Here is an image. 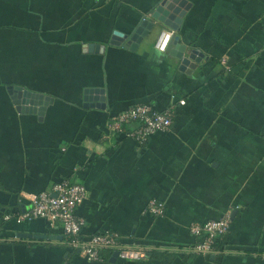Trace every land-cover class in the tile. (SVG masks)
Masks as SVG:
<instances>
[{"label": "crops", "instance_id": "obj_1", "mask_svg": "<svg viewBox=\"0 0 264 264\" xmlns=\"http://www.w3.org/2000/svg\"><path fill=\"white\" fill-rule=\"evenodd\" d=\"M159 1L0 0V264H264V0H187L172 29L185 70L171 40L154 45L169 28L151 17ZM12 86L49 99L15 101ZM136 103L171 108L168 128L141 143L110 132ZM61 180L86 188L82 237L116 231L153 251L89 259L58 223L22 216ZM226 214L213 251L191 250L190 222Z\"/></svg>", "mask_w": 264, "mask_h": 264}, {"label": "built area", "instance_id": "obj_2", "mask_svg": "<svg viewBox=\"0 0 264 264\" xmlns=\"http://www.w3.org/2000/svg\"><path fill=\"white\" fill-rule=\"evenodd\" d=\"M172 35V29H161L155 40V47L162 51L166 50ZM171 115V108L158 111L145 103H136L117 112L107 125L110 132L125 131L124 133L133 136L141 143L150 134L168 128L171 123ZM130 122H135L136 125L125 130L124 125ZM85 195L86 188L82 183L67 180L57 181L52 184L50 189L34 194L29 210L22 213V216L42 217L50 223H58L70 246L84 252L89 259H102V251L105 249L116 251L117 256L123 259L145 258L148 254L146 247L122 242L120 234L116 231L96 232L86 238L80 235L84 218L75 213V207ZM146 209L152 214H162L164 206L161 201L150 198ZM229 224L228 214L217 219L190 222V232L199 237L190 249L195 252L213 251V242L226 233ZM262 255L264 256V252Z\"/></svg>", "mask_w": 264, "mask_h": 264}, {"label": "water", "instance_id": "obj_3", "mask_svg": "<svg viewBox=\"0 0 264 264\" xmlns=\"http://www.w3.org/2000/svg\"><path fill=\"white\" fill-rule=\"evenodd\" d=\"M186 1L187 0H160L152 9L151 17L155 18L156 20H158L162 24L168 26L169 28H171L173 30H177L179 28V23L182 19V16L185 13L186 8L188 7V3ZM145 25H147L146 28H148V30H149L152 27L153 22L149 23L148 20L144 19L141 22V24L139 26H137L134 29V31L129 35L130 43H134L132 41H136L140 37L141 33H144V34L148 33V30L146 31V29L145 30L143 29V26H145ZM171 43H172L173 47L170 49V52L180 59V68L181 69L185 70L186 65H188V66L195 65V62H193L188 56L184 55L185 45L180 43L178 36H174L171 39ZM187 70H189V69L187 68ZM19 89H21V91H19ZM11 90L13 93L12 97L15 101H18V96L20 94H24V96H25V98H23L24 102H30L33 104L37 103V102L42 103V106H40V109H41V107H43V104L47 103V99H49L48 96H43L44 101H42V100L40 101L41 94L36 93V92H32L29 89L20 88V86H17L16 88H14L12 86ZM43 236H45V235H43ZM60 237H61V235H59V238ZM113 255L116 257L117 252L114 251Z\"/></svg>", "mask_w": 264, "mask_h": 264}, {"label": "trees", "instance_id": "obj_4", "mask_svg": "<svg viewBox=\"0 0 264 264\" xmlns=\"http://www.w3.org/2000/svg\"><path fill=\"white\" fill-rule=\"evenodd\" d=\"M103 251H105V250H103ZM103 251H102V252H103ZM108 251H109V250H108ZM108 251H107V252H108ZM150 251H153V250H150ZM150 251H148V254H150V253H151Z\"/></svg>", "mask_w": 264, "mask_h": 264}]
</instances>
